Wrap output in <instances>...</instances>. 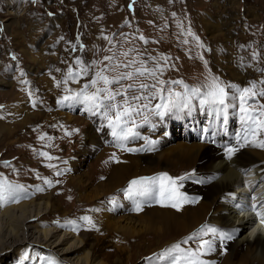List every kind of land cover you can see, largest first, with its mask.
<instances>
[{"label":"rangeland","instance_id":"obj_1","mask_svg":"<svg viewBox=\"0 0 264 264\" xmlns=\"http://www.w3.org/2000/svg\"><path fill=\"white\" fill-rule=\"evenodd\" d=\"M253 52L258 54L255 59ZM105 56L113 59L106 61ZM77 57L86 64L97 61L95 71L105 65L108 69L120 65L105 72L109 78L134 71L143 61L149 69L163 66L160 79L182 80L190 88H203L211 77L249 86L250 82L264 81V0H0V178L26 190L12 205L32 200L53 204L55 209H49L42 220L51 226L65 224L76 233L92 264H148V257L182 242V233L143 231L138 216L145 209L135 213L134 203L122 189L131 179L157 175L160 169L171 168L173 177L196 169L185 164L167 168L153 163V173L131 176L121 187L106 192L108 182L117 180L112 177L114 167L129 160L120 150L105 147L110 135L107 129L97 130L96 117L83 113L81 106L71 113L58 104L67 94L65 88L78 91L93 78L90 72L79 83H59L69 67H78ZM133 60L136 63L131 68L122 66ZM155 82L152 77H139L124 83ZM175 86L177 91L182 89ZM196 110L202 112L200 108L192 112ZM150 119L152 123L161 120ZM165 119L158 132L171 125L168 128L173 135L174 123ZM228 119L230 124L229 115ZM138 130L141 133V127ZM194 133L200 136L201 126ZM100 137L105 143L98 146ZM171 141L172 145L179 142L177 136ZM97 147L107 149L106 154H96ZM113 155L118 158L114 162L104 160L107 156L113 159ZM45 179L52 184H46ZM113 197L116 203L128 201L132 212H125L123 206L116 214L110 212L108 202ZM140 207L142 210V202ZM84 216L91 217L95 227L83 221ZM126 218H131L129 229L133 233L126 231ZM38 222L35 219L30 224ZM170 240L174 242L166 243ZM191 243L185 246L193 247Z\"/></svg>","mask_w":264,"mask_h":264},{"label":"bare ground","instance_id":"obj_2","mask_svg":"<svg viewBox=\"0 0 264 264\" xmlns=\"http://www.w3.org/2000/svg\"><path fill=\"white\" fill-rule=\"evenodd\" d=\"M228 115L234 123H226L227 131L218 132L216 135L209 132L200 133L198 136L194 133L199 126L201 129L209 127L207 114L198 110L186 113L179 118L169 116L165 119V122L170 120L173 123L172 119H174L178 124L182 123L181 128L174 124L173 135L170 132H164L165 128L160 133L159 127L155 130L145 129L144 137L151 140L158 137L153 150L139 151L137 154L120 150L121 155L126 156L125 158L129 161L119 164L118 168L114 167L112 177H117V180L109 181L107 185L110 188H106L105 191L111 192L121 187L131 176L153 173L155 171L153 163H163L162 166L167 168L185 164L188 167L191 166L190 169L195 167L196 174L216 173L215 181L206 186L186 182V185L196 188L197 192L194 193L197 202L185 203L179 210L171 206L160 208L155 201L151 200L152 203L145 206V212L138 216L141 229L182 233L180 237L184 240L202 225L212 223L232 238L229 241L228 239L216 240L213 251L204 254L209 257L206 264H237L236 259L239 264H264V231L255 233L257 229L252 228L253 218L248 212V204L245 203L248 197L242 195L247 191V188L243 186L244 181L249 178L259 180L257 184H264V149L244 147L228 158L226 148L235 146V136L240 130L238 119H235L231 109ZM197 117L205 119L196 122ZM192 129L193 133H191ZM174 136H177L179 142L172 145L171 140ZM261 138H264V134ZM102 140V137L97 139L98 146L105 143ZM108 141L109 138H106V142ZM214 142H220L226 146L219 149L211 146ZM144 144L145 141L140 140L137 144L131 143V146L127 147L141 148ZM84 159L86 158L82 161ZM247 167H250V174L255 173L252 177H244L246 173L242 171ZM169 169H160V171L173 173L171 168ZM198 192L202 194L201 198ZM12 204V202H0V264H38V256L54 257L58 264H92L89 258L90 253L85 251V243L76 236V233L65 224L51 226L42 220L41 216L50 213L49 209H55L53 204L36 200L16 206ZM121 204L124 208L130 207L128 201ZM236 209L244 211L243 215ZM35 219L39 222L31 225V221ZM126 219H128L126 231L133 233L129 229L131 218ZM170 242L174 240L166 243ZM26 250L30 257H37V259L22 262L20 258Z\"/></svg>","mask_w":264,"mask_h":264},{"label":"snow or ice","instance_id":"obj_3","mask_svg":"<svg viewBox=\"0 0 264 264\" xmlns=\"http://www.w3.org/2000/svg\"><path fill=\"white\" fill-rule=\"evenodd\" d=\"M189 35L192 34L189 33ZM252 55L255 59L258 54L253 52ZM112 59L113 57L110 56L104 57L106 61ZM150 59L155 60L156 58L150 57ZM162 59L165 62L168 60L167 57ZM97 63V61H92L90 64H86L79 57L76 58L75 64L78 67L75 70L69 67L64 80L59 83L68 84L69 81L79 83L80 79L83 76H88L90 72L93 78L84 83L78 91L65 88L64 91L67 94L59 98L58 104L69 109L81 106L83 113L90 117H96L99 122L97 130L107 129L108 135L112 138L113 146L128 152L152 151L156 141L142 136L138 130L142 124L155 127L150 116L159 119H163L165 116L179 118L198 106L209 118V127L201 129L202 134L211 132L212 135H216L218 132H226L225 124L228 121L229 110L231 109L236 115L240 130L235 136V146L226 148L228 158H231L234 153L244 147L264 149V138H261V135L264 134V103H260V100L264 98V87L260 85H264V81H253L249 83V86L240 87L235 84H224L218 77H211L209 83L203 88H190L182 80L165 81L160 79L159 75L163 74L164 68L159 64L149 69L141 61V67L135 68L134 71H127L114 78H109L105 72L115 70V67L120 65H116L113 69H108V66L105 65V68L95 71L94 66ZM135 63L136 61L133 60L122 66L131 68ZM261 71L264 72V70ZM139 77H152L156 82L138 85L127 83L125 86L124 82L134 81ZM99 84H103V86H97ZM172 85L182 86L183 91H176L171 87ZM154 100L159 102L153 105ZM193 101H196V104ZM33 106L35 107V101H33ZM138 117L140 123L137 122ZM66 134L71 135L72 133ZM138 140H144V146L141 148L127 147L128 143H134ZM40 155L49 160L53 159L48 153H40ZM112 158L118 159L115 155ZM48 167H55V165L49 164ZM60 174V172L56 173V175ZM184 181L206 182L197 177L194 172L179 177L160 173L154 176L132 179L128 186L122 189V192L128 200L135 203L138 211L141 210V200H153L163 206H171L179 210L185 203L197 202V198H189L180 191ZM45 183L51 185L52 181L45 179ZM25 195L26 190L23 185L12 183L6 178H0V202H19V199ZM251 199L253 203L248 206V210L255 212L261 222H264V211H261L264 209V203L257 205L254 202L256 198L252 197ZM110 203L115 205L116 198L113 197ZM81 219L91 227H95L91 217L84 216ZM66 223L76 224L75 221H67ZM205 237L209 238L205 239ZM231 238L227 232L205 224L182 242L173 244L160 253L148 257V264H158L160 261H164L166 264H206L201 257L213 251L214 242ZM189 241L196 242L197 246L195 248L181 246L182 244L187 245ZM20 259L23 262L29 259H37V257H30L26 250ZM38 264H58V262L51 256H38Z\"/></svg>","mask_w":264,"mask_h":264}]
</instances>
